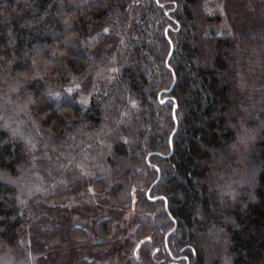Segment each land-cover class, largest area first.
I'll use <instances>...</instances> for the list:
<instances>
[{"label":"trees","instance_id":"1","mask_svg":"<svg viewBox=\"0 0 264 264\" xmlns=\"http://www.w3.org/2000/svg\"><path fill=\"white\" fill-rule=\"evenodd\" d=\"M117 257L264 264V0H0V264Z\"/></svg>","mask_w":264,"mask_h":264},{"label":"rangeland","instance_id":"2","mask_svg":"<svg viewBox=\"0 0 264 264\" xmlns=\"http://www.w3.org/2000/svg\"><path fill=\"white\" fill-rule=\"evenodd\" d=\"M96 192H94V190H92L91 188L88 190V192L87 193H85V194H83V195H81V196H79L78 198H76L73 202H71V203H68V204H70V205H73V206H75V207H81V206H83V205H86L87 203H92L95 199H96V194H95ZM135 210H137L136 208H135ZM133 215H134V212L133 213H131V212H128V213H126L125 214V216H124V220H125V222H126V224H125V222H124V220L122 221V225H123V227L126 225L127 226V221H130V219L133 217ZM71 222H72V219L70 220ZM129 230V229H128ZM128 230H125L126 232L128 231ZM58 236V235H57ZM55 237V236H54ZM58 240V238L57 237H55L54 239H52L51 241H54L55 243H56V241ZM76 261V260H75ZM110 264H125L124 263V258L122 259H120V257H117L116 259H115V262L113 261V263H110Z\"/></svg>","mask_w":264,"mask_h":264},{"label":"snow or ice","instance_id":"3","mask_svg":"<svg viewBox=\"0 0 264 264\" xmlns=\"http://www.w3.org/2000/svg\"><path fill=\"white\" fill-rule=\"evenodd\" d=\"M105 31H107V29H105ZM163 103V101H161Z\"/></svg>","mask_w":264,"mask_h":264}]
</instances>
